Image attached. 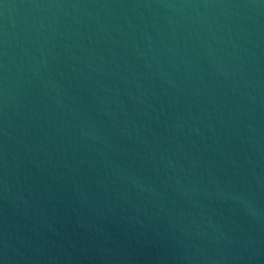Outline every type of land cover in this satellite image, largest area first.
Wrapping results in <instances>:
<instances>
[{"label": "water", "instance_id": "obj_1", "mask_svg": "<svg viewBox=\"0 0 264 264\" xmlns=\"http://www.w3.org/2000/svg\"><path fill=\"white\" fill-rule=\"evenodd\" d=\"M0 264H264V0H0Z\"/></svg>", "mask_w": 264, "mask_h": 264}]
</instances>
